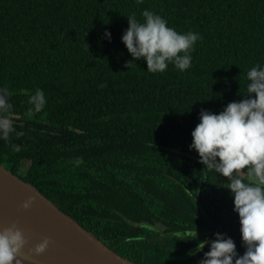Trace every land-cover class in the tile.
Segmentation results:
<instances>
[{
  "label": "trees",
  "instance_id": "trees-1",
  "mask_svg": "<svg viewBox=\"0 0 264 264\" xmlns=\"http://www.w3.org/2000/svg\"><path fill=\"white\" fill-rule=\"evenodd\" d=\"M143 10L201 35L188 70L128 66L121 36ZM257 63L264 0H0V86L23 133L0 140V164L137 264H199L209 247L195 250L214 233L242 256L228 178L204 169L189 145L201 109L219 114L244 99ZM37 88L47 104L30 114Z\"/></svg>",
  "mask_w": 264,
  "mask_h": 264
},
{
  "label": "clouds",
  "instance_id": "clouds-1",
  "mask_svg": "<svg viewBox=\"0 0 264 264\" xmlns=\"http://www.w3.org/2000/svg\"><path fill=\"white\" fill-rule=\"evenodd\" d=\"M142 3V0H138ZM142 21L135 14L127 16L128 28L121 36L133 61L143 59L149 73H163L169 65L180 72L192 65L191 52L202 37L199 33L177 32L168 21L153 11L143 10ZM105 39L111 42V33L105 31ZM245 97L229 102L219 114L201 109L199 123L191 132L190 150L199 155V163L213 172L233 198V211L238 214L242 244L246 251L237 253L234 240L222 233H214V239L201 241L196 252H205L199 264H264V65L257 63L247 73ZM254 94V95H253ZM30 114L40 113L47 104L42 89L37 88L28 96ZM11 92L0 86V140L11 143L12 135L22 136L14 127ZM19 152V145H12ZM77 159V165L82 163ZM33 203L30 198L22 208L27 210ZM186 237L185 239H196ZM184 240V239H183ZM28 243L15 226L0 230V264H20L18 254ZM49 241L44 240L29 249V253L42 254ZM195 253H190L194 255Z\"/></svg>",
  "mask_w": 264,
  "mask_h": 264
},
{
  "label": "water",
  "instance_id": "water-1",
  "mask_svg": "<svg viewBox=\"0 0 264 264\" xmlns=\"http://www.w3.org/2000/svg\"><path fill=\"white\" fill-rule=\"evenodd\" d=\"M30 198L33 203L23 209ZM12 226L28 241L18 254L20 264H137L109 248L33 185L0 164V230ZM44 240L49 241L44 253H29Z\"/></svg>",
  "mask_w": 264,
  "mask_h": 264
}]
</instances>
